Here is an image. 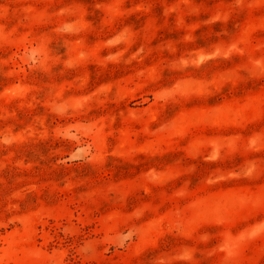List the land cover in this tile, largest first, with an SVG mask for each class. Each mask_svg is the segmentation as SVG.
I'll return each mask as SVG.
<instances>
[{"label": "rangeland", "instance_id": "374dc122", "mask_svg": "<svg viewBox=\"0 0 264 264\" xmlns=\"http://www.w3.org/2000/svg\"><path fill=\"white\" fill-rule=\"evenodd\" d=\"M0 264H264V0H0Z\"/></svg>", "mask_w": 264, "mask_h": 264}]
</instances>
